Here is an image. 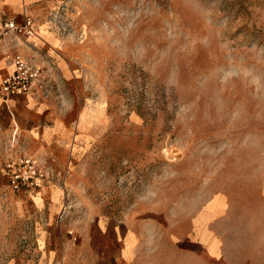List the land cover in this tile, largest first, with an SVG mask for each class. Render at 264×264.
<instances>
[{
  "label": "rangeland",
  "instance_id": "1",
  "mask_svg": "<svg viewBox=\"0 0 264 264\" xmlns=\"http://www.w3.org/2000/svg\"><path fill=\"white\" fill-rule=\"evenodd\" d=\"M49 20L96 119L55 174L20 141L51 182L16 192L0 172V264H81L99 228L144 218L264 264V0H58Z\"/></svg>",
  "mask_w": 264,
  "mask_h": 264
},
{
  "label": "crops",
  "instance_id": "2",
  "mask_svg": "<svg viewBox=\"0 0 264 264\" xmlns=\"http://www.w3.org/2000/svg\"><path fill=\"white\" fill-rule=\"evenodd\" d=\"M57 6L58 0H0L1 15L17 23L29 16L35 28L34 35L11 37L0 45V81L12 71L16 52L44 65L52 79L47 96L19 94L4 100L0 95V146L15 144L16 149L27 152L19 145L26 141L28 150L54 174L63 166L64 154L77 132L90 128L96 119L95 109L82 95L83 83L73 62L74 44H60V36L51 27L49 17ZM4 159L0 163L3 177ZM110 220L101 219L103 225H109ZM142 220L125 229L117 222L114 228H99L98 240L88 239L87 247L74 251V257L81 264H219L217 250L212 251L213 235L204 234L202 239V234H196L199 239H189L187 245V234L179 232L172 237L169 232L141 226L153 225L154 220Z\"/></svg>",
  "mask_w": 264,
  "mask_h": 264
},
{
  "label": "built area",
  "instance_id": "3",
  "mask_svg": "<svg viewBox=\"0 0 264 264\" xmlns=\"http://www.w3.org/2000/svg\"><path fill=\"white\" fill-rule=\"evenodd\" d=\"M35 28L31 17L23 23L0 14V45L15 36H31ZM13 69L0 81V95L9 100L19 94L47 96L52 89L51 74L47 68L16 52L12 57ZM4 159V176L8 186L16 192H38L51 182L50 171L28 152L16 149Z\"/></svg>",
  "mask_w": 264,
  "mask_h": 264
},
{
  "label": "bare ground",
  "instance_id": "4",
  "mask_svg": "<svg viewBox=\"0 0 264 264\" xmlns=\"http://www.w3.org/2000/svg\"><path fill=\"white\" fill-rule=\"evenodd\" d=\"M58 194H59V190H54L53 191V197L54 198H57L58 197ZM40 194H37V196H35L33 199L37 202V203H40L41 201V198L39 196ZM223 205V200L221 198H219L218 196H215L209 203H208V207L211 209V210H214L216 209L217 207Z\"/></svg>",
  "mask_w": 264,
  "mask_h": 264
}]
</instances>
